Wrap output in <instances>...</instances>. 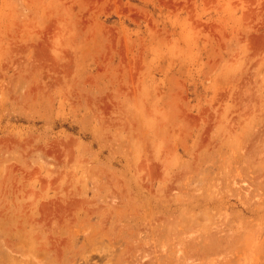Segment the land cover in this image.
<instances>
[{
	"label": "rangeland",
	"instance_id": "rangeland-1",
	"mask_svg": "<svg viewBox=\"0 0 264 264\" xmlns=\"http://www.w3.org/2000/svg\"><path fill=\"white\" fill-rule=\"evenodd\" d=\"M0 264H264V0H0Z\"/></svg>",
	"mask_w": 264,
	"mask_h": 264
}]
</instances>
